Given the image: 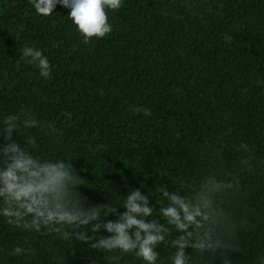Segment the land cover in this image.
<instances>
[{"label":"trees","instance_id":"1","mask_svg":"<svg viewBox=\"0 0 264 264\" xmlns=\"http://www.w3.org/2000/svg\"><path fill=\"white\" fill-rule=\"evenodd\" d=\"M54 11L0 0V117L28 111L48 126L29 130L39 153L73 158L91 204L140 183L146 194L153 184L190 192L212 174L236 177L238 188L214 195L232 221L231 262L264 264V0H123L108 14L110 33L88 43L67 9ZM23 46L47 55L49 78L21 59ZM17 244L29 254L11 256ZM186 252L194 264H220ZM120 255L119 264H139ZM106 256L68 233L0 219V264H109Z\"/></svg>","mask_w":264,"mask_h":264},{"label":"clouds","instance_id":"2","mask_svg":"<svg viewBox=\"0 0 264 264\" xmlns=\"http://www.w3.org/2000/svg\"><path fill=\"white\" fill-rule=\"evenodd\" d=\"M30 3L35 14L44 17L53 14L58 4L67 9L68 19L88 43L110 33L108 14L118 10L123 0ZM19 52L21 59L36 66L40 77H50V61L40 48L23 46ZM133 111L150 115L147 108ZM32 129L48 130V126L28 111L0 117V219L4 223L34 234L68 233L77 245L107 254L109 264H119L120 254L139 264H194L186 248L218 258L220 264H232L230 253L235 246L224 231L232 221L214 195L238 188L236 177L212 174L190 192L153 184L152 192L146 194L140 183L139 187L129 186L121 200L110 195L105 203L91 204L79 190L82 178L73 158L41 155L36 137L29 132ZM192 186L188 182L185 188ZM153 195L156 200L150 203ZM162 247L172 250L166 258L161 256ZM29 252L19 244L10 249L16 258Z\"/></svg>","mask_w":264,"mask_h":264}]
</instances>
